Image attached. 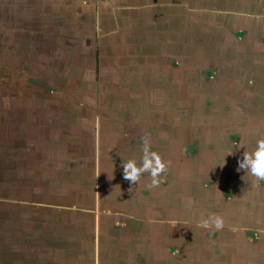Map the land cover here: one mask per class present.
I'll return each instance as SVG.
<instances>
[{"label": "crops", "instance_id": "crops-1", "mask_svg": "<svg viewBox=\"0 0 264 264\" xmlns=\"http://www.w3.org/2000/svg\"><path fill=\"white\" fill-rule=\"evenodd\" d=\"M84 11L96 32L104 30L97 17L115 18L109 31L118 46L112 90L123 99L113 104L108 129L96 128L108 140H94L93 155L83 153L90 155L85 168L96 178L94 203L76 208L86 218L65 224L52 238V253L46 249L39 264H264L257 254L235 248L238 232L197 226L221 209L209 204L212 195L257 193L248 197V210L255 213L264 203L260 181L254 187L253 177L237 171L243 152L254 151L264 138V0H0V18L16 16L18 24L21 17H84ZM176 16L179 23L165 42L159 36L164 23L153 18ZM192 23L203 39L190 40V30L188 38L184 27ZM80 24L77 30L85 28ZM99 47L104 49L100 42ZM145 136L151 150L170 162L157 188L147 187V173L134 185L123 178V163L140 164ZM76 156H82L79 149ZM229 207L223 209L226 215ZM257 211L263 219L262 207ZM235 226L240 230L248 223Z\"/></svg>", "mask_w": 264, "mask_h": 264}, {"label": "rangeland", "instance_id": "rangeland-1", "mask_svg": "<svg viewBox=\"0 0 264 264\" xmlns=\"http://www.w3.org/2000/svg\"><path fill=\"white\" fill-rule=\"evenodd\" d=\"M85 13L40 20L21 17L19 24L16 16L0 18V264H39L46 249L52 253V238L60 229L86 216L76 208L94 203L96 178L85 164L93 155V141L108 140L96 128L108 129L113 104L123 98L114 97L112 90L118 46L109 31L116 26L115 18L97 17L104 30L96 32L95 22ZM153 19L164 23L159 36L167 42L179 17ZM81 22L85 28L77 30ZM33 24L39 31L29 26ZM190 25L184 27L188 38L190 30V40L203 39L204 34L195 35ZM222 33L220 39H225ZM98 42L104 49H96ZM238 57L231 60L234 70ZM241 78L247 79L245 74ZM77 149L82 156H76Z\"/></svg>", "mask_w": 264, "mask_h": 264}, {"label": "clouds", "instance_id": "clouds-1", "mask_svg": "<svg viewBox=\"0 0 264 264\" xmlns=\"http://www.w3.org/2000/svg\"><path fill=\"white\" fill-rule=\"evenodd\" d=\"M142 157L138 165L135 159H129L122 164L123 178L132 185L138 184L145 173L150 178L148 188H157L161 184V177L167 172L170 162H165L159 153L151 150L150 140L147 136L142 138ZM237 171H244L254 178L253 186L258 187L259 181H264V138L256 141L254 151H244L242 159L238 161ZM175 226V221L171 222ZM204 229H214L220 231L224 228V219L219 215H212L202 219L197 224Z\"/></svg>", "mask_w": 264, "mask_h": 264}, {"label": "flooded vegetation", "instance_id": "flooded-vegetation-1", "mask_svg": "<svg viewBox=\"0 0 264 264\" xmlns=\"http://www.w3.org/2000/svg\"><path fill=\"white\" fill-rule=\"evenodd\" d=\"M229 99L233 101L235 97L234 98L231 97ZM261 135L262 137H264L263 133H261ZM260 186L264 188V181H260ZM256 194L257 193H255V195ZM255 195L245 192L232 193L231 191H226V192H222L217 196L212 195L210 197L209 204L214 205L216 203V205H219V207H221L219 211L215 210L214 214L219 215L224 219V224H225L224 227H226L227 229H222V230L236 231L239 233L241 242L240 244L235 245V248L239 246L242 249V251L247 250L249 254L250 253L257 254L256 258L260 257V259H263L264 258V218L261 220L260 218L258 219L259 214L257 210L260 207H262L264 211V203H258L261 206L260 205L255 206L256 208L255 211L257 214L255 212L248 210L250 208V204L248 203L250 199H248V197H253ZM226 204L230 205L228 210L229 212L227 213V215L225 214L226 209L223 210ZM245 220L248 223V226H245L242 229L240 228V230L231 228L232 225H236V226L240 225V223H242ZM228 226L230 227L228 228ZM220 251H219V247L217 246L216 250H213V253L218 256V252ZM242 251L238 250L239 253ZM234 254L235 253L233 252L232 254H230V256Z\"/></svg>", "mask_w": 264, "mask_h": 264}]
</instances>
